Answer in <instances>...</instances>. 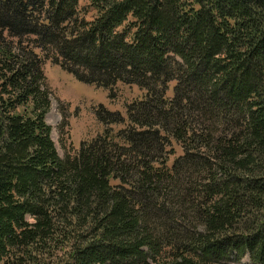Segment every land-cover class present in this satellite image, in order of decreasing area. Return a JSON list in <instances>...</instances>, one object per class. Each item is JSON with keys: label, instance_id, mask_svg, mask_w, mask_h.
Instances as JSON below:
<instances>
[{"label": "trees", "instance_id": "1", "mask_svg": "<svg viewBox=\"0 0 264 264\" xmlns=\"http://www.w3.org/2000/svg\"><path fill=\"white\" fill-rule=\"evenodd\" d=\"M46 62L145 96L62 159ZM245 257L264 264V0H0V264Z\"/></svg>", "mask_w": 264, "mask_h": 264}, {"label": "rangeland", "instance_id": "2", "mask_svg": "<svg viewBox=\"0 0 264 264\" xmlns=\"http://www.w3.org/2000/svg\"><path fill=\"white\" fill-rule=\"evenodd\" d=\"M91 1L81 0V8H88ZM86 18L92 19V14H88ZM43 68L53 93L52 109L47 122L53 128L52 138L62 159L75 155L83 142L92 141L103 134L105 125L100 119L101 107L126 116L127 106L145 96V92L139 87L123 84L116 86L111 96V93L103 88L80 82L52 62H46ZM173 87L174 84H171L169 97L173 96ZM121 128L117 126L115 130ZM181 154V149L177 148V154L171 158L170 164ZM233 264H250V259L245 257Z\"/></svg>", "mask_w": 264, "mask_h": 264}]
</instances>
